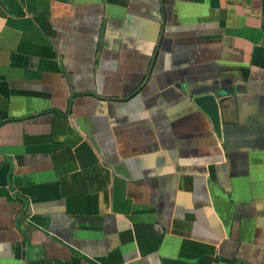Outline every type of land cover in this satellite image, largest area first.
I'll list each match as a JSON object with an SVG mask.
<instances>
[{
  "label": "crops",
  "instance_id": "crops-1",
  "mask_svg": "<svg viewBox=\"0 0 264 264\" xmlns=\"http://www.w3.org/2000/svg\"><path fill=\"white\" fill-rule=\"evenodd\" d=\"M0 264H264V0H0Z\"/></svg>",
  "mask_w": 264,
  "mask_h": 264
}]
</instances>
